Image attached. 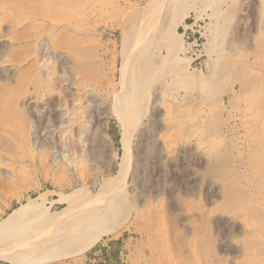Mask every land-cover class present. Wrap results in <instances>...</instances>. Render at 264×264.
<instances>
[{
    "label": "rangeland",
    "instance_id": "rangeland-1",
    "mask_svg": "<svg viewBox=\"0 0 264 264\" xmlns=\"http://www.w3.org/2000/svg\"><path fill=\"white\" fill-rule=\"evenodd\" d=\"M174 1L0 0L11 9L0 18V227L38 195L48 214H54L47 225L33 220L37 212L31 211L30 231L0 239L28 244L0 247V264H264V176L261 157L251 150L257 144L246 129L252 118L243 90L252 80L264 81V0L250 5L246 0ZM183 13L188 27L180 25L178 31L190 59L187 70L171 72L168 61L163 69L170 72L153 81L145 103L139 104L141 126L125 138L131 151L123 166L126 124L124 113L115 109L126 112L117 99L128 57L125 38L132 33L130 38H136L141 17L144 24L158 20L153 24L158 33L150 35V45L156 46L151 55L165 54L160 27ZM140 57L137 63L144 68L147 52ZM158 89L165 99L155 102L152 93ZM23 96L33 98L26 109L17 101ZM93 96L97 101L91 103ZM27 125L38 135L32 149L25 142ZM145 128L153 148L147 190L132 166V148ZM170 131L186 146L175 149L173 161L162 142ZM55 154L58 160L52 163ZM74 189V202L63 199ZM107 200L113 205L109 225L116 230L97 239L84 257L56 258L64 249L56 240L71 226L45 237L72 211L70 205H86L85 212Z\"/></svg>",
    "mask_w": 264,
    "mask_h": 264
},
{
    "label": "bare ground",
    "instance_id": "bare-ground-1",
    "mask_svg": "<svg viewBox=\"0 0 264 264\" xmlns=\"http://www.w3.org/2000/svg\"><path fill=\"white\" fill-rule=\"evenodd\" d=\"M92 1V0H91ZM181 0H175L174 4L178 5V2H180ZM186 1V0H183ZM192 1V0H191ZM204 1V0H203ZM214 1V0H213ZM218 1V0H217ZM215 1V3L217 2ZM220 1V0H219ZM253 0H246L247 5H250V3ZM256 1V0H255ZM260 1V0H259ZM59 2V1H58ZM74 2V1H73ZM77 2V1H76ZM79 2V1H78ZM100 2V1H99ZM168 2V1H167ZM166 2V4H167ZM245 2V3H246ZM93 3V2H91ZM192 3V2H191ZM207 3V2H206ZM203 3V4H206ZM213 3V2H212ZM2 4V3H1ZM172 4V3H171ZM170 4V6H172ZM181 4V3H180ZM183 4V3H182ZM97 5V4H96ZM210 5V4H209ZM87 6V5H86ZM163 6V5H162ZM194 6V5H193ZM197 6V5H195ZM246 6V5H244ZM54 7V6H53ZM166 7H168L166 5ZM203 7V5H202ZM206 7V6H205ZM204 7V8H205ZM55 8V7H54ZM162 8V7H161ZM79 9V8H78ZM201 9V7H200ZM256 9V8H255ZM11 10V9H10ZM9 8L5 7L4 5H0V18L2 16V14L6 13L8 14V11H10ZM69 10V9H68ZM67 10V11H68ZM205 10V9H204ZM227 10V9H226ZM132 11V10H131ZM148 11V10H147ZM253 11V10H252ZM12 12V11H11ZM24 12V11H23ZM224 12V11H223ZM251 12V11H250ZM145 13H147L145 11ZM144 13V15H146ZM199 13V12H198ZM216 13V12H215ZM252 13V12H251ZM159 14V13H158ZM27 15V14H26ZM143 15V16H144ZM162 15V14H161ZM187 15V14H186ZM184 13L182 15H180L179 18H173L170 22L169 25H167L166 27L164 26L161 30L160 27V31H162V37L166 38L167 40V50L165 54H158L157 57L161 56V58L156 59L157 57H152L151 52H153L151 49V47H156L155 45L152 46L150 45L151 43L149 42L151 40L150 35L157 32V28L159 27H155L153 26V24L157 23L156 21L158 20H154V22L152 23H148V24H144L142 20V17L140 18L139 25L138 28L141 30L138 31V35L136 36V38H130L131 35H128L127 39V43L128 45V50H127V60H124L121 70L122 73L125 77V79L122 80V89L120 90V93L117 97V99L119 98L120 101H122V105L125 107L126 112L124 110L121 109V107H117V109H115V111H117L118 115H121L124 113L123 115V120L125 121L126 127L124 129V136H123V146H124V156L122 158V164L124 166V162L126 161L127 155L128 153L131 151L129 148V145L127 143V141L125 140V138L129 137V132L133 129H136L138 126H141V120H140V116H141V112L139 111V104L142 102H144L146 100V98L148 97L147 95H149L150 93V89L152 88V83L153 81L155 82L156 79L158 81V79L160 77L163 76L164 73L167 72H181L184 73L186 72V67L187 65L185 63H187L188 58L185 56L184 52L186 51L187 47H185L183 45L182 42V33L178 31V27L180 25H184L183 27H188V24L186 22L187 16ZM200 15V14H197ZM213 16H216V14H214ZM218 16V15H217ZM30 17V16H29ZM28 17V18H29ZM38 18V16H36ZM146 18V16H144ZM148 17V16H147ZM158 17V16H157ZM157 17L155 19H157ZM149 18V17H148ZM153 18V17H152ZM221 18V17H220ZM219 18V19H220ZM250 18V17H249ZM248 18V19H249ZM23 19V18H22ZM27 19V17H26ZM27 20H31V19H27ZM42 20V19H41ZM139 20V19H138ZM145 20H148L147 18ZM32 21V20H31ZM220 21V20H219ZM218 21V23H220ZM245 21V19H244ZM248 21V20H247ZM35 22V21H34ZM38 22V21H37ZM43 23V21L41 22ZM160 23V21H159ZM32 24V23H31ZM37 24V23H36ZM40 24V23H39ZM29 25V24H28ZM44 25V24H43ZM58 25V23H57ZM137 25V24H136ZM145 25V26H144ZM151 25V26H150ZM159 25V24H158ZM157 25V26H158ZM244 25V24H243ZM143 26V28H142ZM149 26V27H148ZM235 26V25H234ZM253 26V25H252ZM33 27V25H32ZM150 28V30H149ZM212 28V27H211ZM222 28V27H220ZM226 28V27H225ZM222 30V29H221ZM135 31V30H134ZM264 32V31H262ZM21 33V32H20ZM158 33V32H157ZM224 33V32H223ZM17 34V33H16ZM211 34V33H210ZM226 34V33H225ZM35 35V34H34ZM37 35V34H36ZM53 35V34H52ZM156 35V34H155ZM209 35V34H208ZM161 36V35H160ZM12 37V36H11ZM51 37V36H50ZM53 37V36H52ZM159 37V34H158ZM157 37V38H158ZM216 37V36H215ZM214 37V41L216 40V38ZM220 37V36H219ZM54 38V37H53ZM129 38V39H128ZM156 38V39H157ZM36 39V38H35ZM142 39V40H141ZM148 39V40H147ZM155 39V40H156ZM159 39V38H158ZM219 39V38H218ZM147 40V41H146ZM3 40H0V44L2 43ZM53 41V40H52ZM138 41H141L138 43ZM146 41V42H145ZM51 42V41H50ZM126 43V45H127ZM156 43V41H155ZM163 43V42H162ZM214 43V42H212ZM218 43V42H217ZM238 43V42H237ZM164 44V43H163ZM208 44V43H207ZM216 44V42H215ZM258 44V43H257ZM158 45V44H157ZM161 45V43L159 44V46ZM213 45V44H212ZM1 46V45H0ZM162 46L158 47L159 49H161ZM211 47V46H210ZM215 47V46H214ZM217 48V47H216ZM125 49V48H124ZM157 49V48H156ZM237 49V48H236ZM241 49V48H240ZM126 50V49H125ZM256 50V49H255ZM143 51L147 52L148 54V58L145 60L144 63V68H140L141 64L140 63V67L139 64L137 63L139 60L140 55L143 53ZM156 51V50H155ZM161 51V50H160ZM159 51V52H160ZM158 53V52H157ZM156 53V54H157ZM129 54V55H128ZM142 58V56L140 57V59ZM146 58V57H145ZM144 59V58H143ZM250 59V58H249ZM2 60V59H1ZM168 61L172 62L173 65V69L170 66V71H165L163 69V67L166 65V63ZM3 62V61H2ZM5 63H8L5 61ZM143 62V61H142ZM168 64V63H167ZM5 65V64H4ZM172 69V70H171ZM239 69V68H237ZM241 69V68H240ZM160 71V72H159ZM238 71V70H237ZM213 73V72H212ZM253 73V71H252ZM249 74V73H248ZM251 74V73H250ZM186 75H188L186 73ZM258 75V74H257ZM199 76V75H198ZM250 76V75H249ZM252 78V77H249ZM176 79V78H175ZM141 80V81H140ZM248 80V79H247ZM249 81V80H248ZM110 83V82H108ZM112 85V84H111ZM192 87V86H191ZM242 87V86H241ZM117 89H115L116 92ZM244 93L245 95L248 97V107L246 108V112L248 113V115L251 116L252 120H251V126H249L247 129V131L249 132V135H251L252 137H254V143L255 145L257 144V147L254 146L255 148L251 149L254 150L257 155L259 157H261V162L260 165L258 167H260V171L262 173V175L264 176V81H262L261 79L258 80H252L249 83H247V86L244 87ZM92 91V90H91ZM90 91V92H91ZM161 91V90H160ZM158 90H155L152 94L153 97L155 98V102L158 100H162L163 95L162 93ZM188 91V89H187ZM9 93V92H8ZM91 94V93H90ZM95 95V94H94ZM170 95V94H168ZM209 95V94H208ZM29 96V95H28ZM28 96H23L21 98H19L18 101V105L21 106L23 109H26V106H28V104H30V102L32 101ZM35 97V96H34ZM95 96L92 97L91 99V103L96 102L97 100L94 98ZM174 97V96H173ZM242 97V96H241ZM90 98V97H89ZM168 98V97H166ZM240 98V97H239ZM165 99V98H164ZM163 99V100H164ZM208 99V98H207ZM167 100V99H166ZM164 100V101H166ZM244 100V99H243ZM36 101V100H34ZM205 102V101H204ZM90 103V104H91ZM114 103V102H113ZM112 103V104H113ZM145 103V102H144ZM210 103V102H209ZM232 103V102H231ZM118 104V103H117ZM185 104V103H184ZM236 104V103H235ZM247 104V103H246ZM146 105V104H145ZM168 105V103H167ZM232 105V104H230ZM237 105V104H236ZM244 105V104H243ZM41 106V105H40ZM115 106V104H114ZM204 106V105H203ZM21 108V110H22ZM40 108V107H39ZM206 108V107H205ZM204 108V110H205ZM209 108H214L210 106ZM178 109V108H177ZM232 109V108H231ZM162 110V109H161ZM209 110V109H208ZM217 110V109H216ZM243 110V109H242ZM78 111V110H77ZM76 111V112H77ZM206 111V110H205ZM214 111V110H213ZM237 111V110H236ZM31 112V111H30ZM178 112V110H177ZM211 112V111H210ZM224 112V111H223ZM170 113V112H169ZM242 113V112H241ZM208 113H205V115ZM212 114V113H211ZM219 114V113H218ZM232 114V113H231ZM239 114V112H238ZM74 115V114H73ZM146 115V114H145ZM190 115V114H189ZM214 115H215V111H214ZM30 116V115H29ZM83 116V115H82ZM177 116V115H174ZM213 116V115H212ZM211 116V117H212ZM232 116V115H231ZM33 117V116H32ZM142 117V116H141ZM153 118H155V121L157 122V116L154 114L152 115ZM179 117V116H178ZM229 117V116H228ZM235 117V116H234ZM45 118V117H44ZM83 118V117H82ZM87 118V117H86ZM80 119V118H79ZM172 119V118H170ZM184 119V118H183ZM188 119V118H187ZM226 119V118H225ZM250 119V118H249ZM77 120V119H76ZM143 120V119H142ZM196 120V119H195ZM224 120V119H223ZM153 121V120H152ZM188 121V120H187ZM193 121V120H192ZM81 122V121H80ZM89 122V121H88ZM155 122V123H156ZM249 122V121H248ZM29 123V122H28ZM31 123V122H30ZM36 123V122H35ZM84 123V122H83ZM82 123V124H83ZM154 123V121H153ZM154 123V124H155ZM185 123V122H184ZM81 124V123H80ZM158 124V123H157ZM179 124V123H178ZM187 124V123H186ZM165 125V124H164ZM244 125V124H243ZM123 126V125H122ZM178 127V125H176ZM182 126V125H181ZM184 126V125H183ZM88 127V126H87ZM186 127V126H185ZM196 127V126H195ZM246 127V126H244ZM140 128V127H139ZM157 128V127H156ZM80 129V128H79ZM182 129V128H181ZM245 129V128H244ZM84 130V129H83ZM184 130V128H183ZM25 131H27V135L25 137V142L28 144V146H30V148L32 149V145H36L38 143V135L36 137L35 135V129L33 128L32 125H27V128L25 129ZM40 131V130H39ZM243 131V130H242ZM246 131V130H245ZM141 134L139 136V138L137 139L136 145L132 148V166H133V175L134 176H139L138 178L142 181L141 183L143 184V190H147V185L148 182L150 180V166H149V162L151 161V157H152V153H153V148L150 144L149 141V131L145 129H142V131H140ZM171 132V131H170ZM206 132V131H205ZM82 133H85V131H83ZM172 133V132H171ZM183 132H181L182 134ZM34 134V135H33ZM190 134V133H189ZM134 136V135H133ZM188 136V135H187ZM246 136V133H245ZM43 137V136H42ZM46 137V136H45ZM44 138V137H43ZM135 138V137H133ZM136 139V138H135ZM192 139V136H191ZM43 140V139H42ZM179 138L178 133H172V134H163L162 135V142L164 144V147L166 148L168 154H169V158L170 160H175L174 158V151L177 147H180V149L184 148V144L183 142H181ZM246 140V139H245ZM52 142V141H51ZM160 142V141H159ZM252 142V141H251ZM53 143V142H52ZM185 143V142H184ZM248 143V142H247ZM160 144V143H158ZM194 145V143L192 144ZM247 145V144H246ZM245 145V146H246ZM186 147V146H185ZM194 147V146H193ZM244 147V146H243ZM242 148V147H241ZM164 149V148H163ZM250 149V148H249ZM29 150V147H28ZM35 150V149H34ZM246 150V148H245ZM43 151V150H42ZM177 151V150H176ZM178 152V151H177ZM175 152V153H177ZM244 152V151H243ZM254 152V153H255ZM6 153V152H5ZM10 153V152H9ZM33 153V151H32ZM44 153V152H42ZM40 153V154H42ZM55 153V152H54ZM253 153V154H254ZM4 154V153H3ZM15 154V153H14ZM245 154V153H244ZM8 155V152H7ZM157 155V154H155ZM255 155V154H254ZM6 156V155H4ZM11 156V155H9ZM46 156V155H45ZM177 156V155H176ZM253 156V155H252ZM214 157V156H213ZM243 157V156H241ZM256 157V156H254ZM2 158V156L0 157ZM47 158V156H46ZM51 158V155H50ZM184 158V157H183ZM8 159V158H7ZM49 161V158H47ZM177 159V158H176ZM15 160V159H14ZM58 160V158L56 157V154L52 156V163H56V161ZM60 160V159H59ZM47 161V160H46ZM128 161V160H127ZM190 161V160H189ZM251 161V160H250ZM249 161V162H250ZM7 162V161H6ZM9 162V161H8ZM7 162V163H8ZM14 163V162H12ZM16 163V161H15ZM49 163V162H48ZM245 163V162H244ZM252 163V162H251ZM6 164V163H5ZM253 164V163H252ZM10 165V164H8ZM49 165V164H48ZM58 165V163H57ZM79 165V164H78ZM219 165V164H218ZM15 166V165H14ZM53 166V165H52ZM255 166V165H254ZM9 168V166H8ZM7 168V169H8ZM53 168V167H52ZM121 168V167H120ZM174 168V167H173ZM241 168V167H240ZM27 169V168H26ZM12 170V169H11ZM110 170V169H109ZM112 170V169H111ZM120 170V169H119ZM118 170V171H119ZM182 169H179V171ZM192 170V169H191ZM239 171V170H238ZM259 171V170H258ZM110 172V171H108ZM121 172V171H120ZM123 172V171H122ZM178 172V171H177ZM192 172V171H191ZM110 175H113V173H109ZM118 174V173H117ZM122 174V173H121ZM119 175V174H118ZM192 175V174H191ZM114 176V175H113ZM116 176V175H115ZM133 176V178H134ZM168 176V175H167ZM247 176V175H246ZM262 176V177H263ZM117 177V176H116ZM136 178V177H135ZM90 179V178H89ZM110 178L106 179L104 181V184L101 185L102 188L105 187V184H107L110 180ZM203 179V178H202ZM139 181V180H138ZM192 181V180H191ZM262 181V180H261ZM90 182V181H89ZM140 182V181H139ZM93 183V182H92ZM261 183V182H260ZM151 184V183H150ZM86 186V185H84ZM256 187H258V185L255 184ZM264 186V185H263ZM263 186L260 188L262 191ZM10 188V187H9ZM86 189V188H85ZM246 189V188H245ZM102 190V189H101ZM74 191H76V189H74L71 193L69 194L66 198L64 197L63 199H71L74 202V200H76L77 194L74 193ZM149 191V190H148ZM247 191V190H246ZM250 193V192H249ZM259 193V192H258ZM262 193V192H261ZM259 193V194H261ZM148 194V193H147ZM252 194V193H250ZM217 195V194H215ZM212 196V195H211ZM255 196V195H254ZM252 197V196H251ZM108 199H112V198H108ZM141 199V198H140ZM143 199V198H142ZM112 200H107L105 201L102 205H98V206H88L90 209H88L87 211H83L85 206H74L75 203H73L71 206L72 211H70L69 213H66V215L64 217H62L61 219H59V222L54 224L53 227L50 229L49 233L46 235L45 238H49V236H51V232L52 231H61L63 229H65L66 227H68L69 225L71 226V228H69L66 232V235L61 236L59 239H57L56 241H59L61 244H64V249L62 250V252H60L56 258H62L65 256H69V255H76L77 253H79L80 257H84V255L86 254V250L88 247H90L97 239L104 237L107 234H111L113 233L116 228L113 226L109 225V219L110 217L109 215V210H111L112 208ZM43 203V202H42ZM41 203V200L39 198V195L37 198H32L24 203V207L26 209H24V212L21 213L18 210H14L9 217H11L8 221H6L4 223V225H1L0 227V239L4 238V236H7L8 234H11L12 236L15 235L16 233H22L24 231H28V229L30 228H26V220L28 219V216L30 217V215L32 216V212L31 211H36L37 215L36 217H33V220H38V219H42V224H46L47 225L49 223L53 222V217L54 214L49 213L48 214V209L45 208ZM68 203V201H67ZM70 203V202H69ZM88 203V202H87ZM71 204V203H70ZM187 205V204H186ZM188 206V205H187ZM142 209V208H141ZM180 210V209H179ZM67 211V210H66ZM34 212V213H36ZM62 212V211H61ZM117 212V211H116ZM30 213V214H28ZM33 213V215H34ZM58 213V212H57ZM34 215V216H35ZM72 215H77V219L74 218L73 220H70L69 218H67L68 216H72ZM162 215V214H161ZM195 215V214H194ZM27 216V218L25 219V221H22V219ZM61 214H57V217H60ZM134 216V215H133ZM215 218V216H214ZM30 219V218H29ZM216 219V218H215ZM254 219V218H253ZM70 220V221H69ZM40 221V222H41ZM74 221V223H73ZM82 221V222H81ZM30 222V221H29ZM28 222L27 226H30ZM33 222V225L36 223H40V222H35V221H31ZM30 222V223H31ZM35 222V223H34ZM81 222V223H80ZM231 222V221H230ZM80 223V224H78ZM41 224V225H42ZM76 224H78V226H76ZM33 225H31L32 227H34ZM63 225V226H61ZM73 225V226H72ZM222 226V225H221ZM3 228V229H1ZM36 228V227H35ZM42 228V227H41ZM32 229V228H31ZM240 229V228H239ZM256 230V229H255ZM30 231V229H29ZM34 232V231H33ZM37 232V231H36ZM232 233V232H231ZM57 234V233H56ZM223 234V233H222ZM21 236V235H20ZM14 237V236H13ZM16 237V236H15ZM221 237V236H220ZM27 238V237H26ZM13 239V238H12ZM25 239V237H24ZM50 239V238H49ZM179 239V238H178ZM20 241H22V239L20 240V238H17L15 240L12 241H8V242H4V243H0V247L2 248H11V246H18L19 248H23L26 247L25 245L28 246V244H21ZM38 241V240H37ZM44 241V240H43ZM47 241V240H46ZM242 241V240H241ZM34 243V242H33ZM37 243V242H36ZM69 243H75V245L73 247H69ZM30 245V244H29ZM34 246V245H33ZM172 246V245H171ZM31 247V246H30ZM39 247V246H37ZM2 248V249H3ZM27 248V247H26ZM17 249V248H16ZM13 248V250H16ZM35 249V248H33ZM38 249V248H37ZM21 250V249H20ZM23 251V250H22ZM170 251V250H169ZM226 251V250H225ZM26 253V252H25ZM12 254V253H11ZM16 254V253H15ZM29 254V253H27ZM1 255V254H0ZM25 255V254H24ZM28 256V255H27ZM2 257V256H1ZM3 258V257H2ZM7 258V257H5ZM9 258V257H8ZM14 258V257H12ZM10 258V259H12ZM58 260V259H57ZM9 261V260H8ZM38 262V261H37ZM48 262V261H47ZM33 264V261H26L24 260L22 264ZM35 263V262H34ZM42 263V262H41Z\"/></svg>",
    "mask_w": 264,
    "mask_h": 264
}]
</instances>
